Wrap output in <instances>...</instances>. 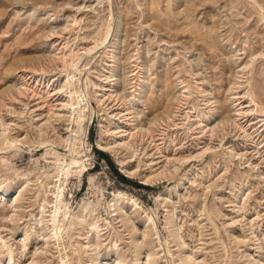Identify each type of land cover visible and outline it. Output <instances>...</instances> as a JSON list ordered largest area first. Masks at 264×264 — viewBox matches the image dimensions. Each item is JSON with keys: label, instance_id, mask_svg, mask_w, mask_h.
I'll return each instance as SVG.
<instances>
[{"label": "rangeland", "instance_id": "374dc122", "mask_svg": "<svg viewBox=\"0 0 264 264\" xmlns=\"http://www.w3.org/2000/svg\"><path fill=\"white\" fill-rule=\"evenodd\" d=\"M0 123V264H264V0H0Z\"/></svg>", "mask_w": 264, "mask_h": 264}, {"label": "bare ground", "instance_id": "6f19581e", "mask_svg": "<svg viewBox=\"0 0 264 264\" xmlns=\"http://www.w3.org/2000/svg\"><path fill=\"white\" fill-rule=\"evenodd\" d=\"M64 42V41H63ZM68 42V41H67ZM72 48V46H71ZM70 46L65 43V44H61V47L59 49V54L57 56L58 61L61 62V67L62 70H64L66 72V80H67V93L69 97H72L73 95H77L76 96V100L72 101L68 100L67 103L65 104L68 108H69V117L70 119H72V121H75L76 123V128L77 130H73V128H71L69 137L67 138L68 145L72 144L73 146L75 145V143H77L76 148H72L70 149V159L68 162H64V166L61 168V170L59 171V173L57 174V180L60 181L61 178L59 177V174H63L65 177L67 178L69 176H71V172L73 168H79L80 165H82L84 163L83 158H78V157H74L72 156L73 154L79 155L81 156V151H84V141L85 139L82 137L84 135V129L82 128V123L84 121V119H86V113H85V108L87 109V103L85 101V99H81V92L80 90L76 89V87L73 86V84L71 83V81L75 78V74L74 73H70L69 70L73 69V65L77 63V59H78V54L74 51L71 50ZM74 49V48H73ZM76 81V80H75ZM74 82V81H72ZM181 82V81H180ZM66 84V83H64ZM64 84H63V88H64ZM80 86V85H79ZM78 86V87H79ZM184 88H187V84L183 85ZM29 88V87H28ZM66 88V87H65ZM190 88V86H189ZM33 89V88H32ZM35 89V88H34ZM30 90V89H29ZM36 90V89H35ZM65 90V91H66ZM189 90V89H188ZM187 90V91H188ZM31 91V90H30ZM34 91V90H33ZM28 92V91H26ZM19 93V92H18ZM20 93H23L22 91ZM19 93V94H20ZM66 93V94H67ZM83 94V93H82ZM74 97V96H73ZM72 97V98H73ZM85 101V102H84ZM89 110V109H88ZM88 114V113H87ZM187 117V116H186ZM67 120V119H66ZM69 121V120H68ZM71 122V121H70ZM74 123V122H73ZM1 124V123H0ZM72 125V124H71ZM75 125V124H74ZM241 127V126H240ZM6 130V129H5ZM1 131V130H0ZM87 131V130H86ZM2 133H4V128L2 127ZM17 141V139L13 138L11 139L8 135L4 134L3 135V144L5 146H9L14 144ZM71 145V146H72ZM69 147V146H68ZM69 149V148H67ZM68 158V157H67ZM65 161V158H64ZM63 162V161H62ZM58 169V168H57ZM58 181V182H59ZM56 184V183H55ZM64 185V184H63ZM64 188V187H63ZM62 185L58 184L56 186V190L53 192L54 193V201H53V206L51 207V217H50V221H51V229L50 232L47 231V234L49 232V236H51L52 238H55L56 240H58L59 236H60V230H61V224L59 223L58 220V216H59V212H60V207H59V200L60 198H62ZM61 203V200H60ZM42 204V203H41ZM64 210V209H63ZM66 211V209H65ZM44 212V211H43ZM61 213V212H60ZM49 228V227H48ZM63 228V227H62ZM64 230V229H63ZM46 233V232H45ZM46 234V235H47ZM0 240H2V237L0 235ZM59 246V245H57ZM0 248H2V245L0 244ZM148 254V253H147ZM66 255V254H65ZM66 257V256H65ZM61 259V258H60ZM148 259V258H147ZM70 262V261H69ZM69 262L67 261H63L61 260L60 264H68Z\"/></svg>", "mask_w": 264, "mask_h": 264}, {"label": "trees", "instance_id": "16d2710c", "mask_svg": "<svg viewBox=\"0 0 264 264\" xmlns=\"http://www.w3.org/2000/svg\"><path fill=\"white\" fill-rule=\"evenodd\" d=\"M117 172V171H116Z\"/></svg>", "mask_w": 264, "mask_h": 264}]
</instances>
